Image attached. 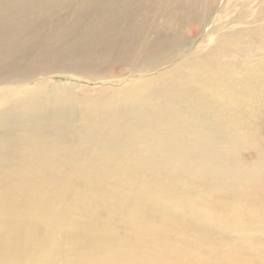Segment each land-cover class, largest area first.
Wrapping results in <instances>:
<instances>
[{
    "label": "bare ground",
    "instance_id": "6f19581e",
    "mask_svg": "<svg viewBox=\"0 0 264 264\" xmlns=\"http://www.w3.org/2000/svg\"><path fill=\"white\" fill-rule=\"evenodd\" d=\"M46 2L0 18V264H264V235L251 234L264 223V157L245 138L264 116V0H225L217 21L229 23L209 31L221 49L128 82L102 100L112 107L103 115L100 99L72 85L17 86L55 70L104 73L114 59L150 62L184 45L181 12L201 30L212 9L175 0L159 21L151 10L163 0H148L128 21L107 6L95 25L85 4L75 23L44 26V40L41 24L23 20ZM238 225L254 228L226 238Z\"/></svg>",
    "mask_w": 264,
    "mask_h": 264
},
{
    "label": "rangeland",
    "instance_id": "374dc122",
    "mask_svg": "<svg viewBox=\"0 0 264 264\" xmlns=\"http://www.w3.org/2000/svg\"><path fill=\"white\" fill-rule=\"evenodd\" d=\"M25 1L26 0L24 1L23 0H0V18L6 17V16L8 17L11 14H15L14 12H18L16 9L20 5L19 3H22ZM47 1H48L46 2L47 6L43 5L42 10L45 9L43 13H39V12H38L39 14L34 13L33 17L30 18L29 22L27 21L28 19H26V20H23V23L24 24L29 23V25L34 24V23L36 25L41 24L40 27L42 28L44 26L51 27L55 24H60L61 22H63L62 24L75 23L76 22L75 15L77 14L79 8L85 6V4L89 7L84 12V15L88 19V21H92L94 18L100 17L99 16L100 14L103 15L104 11H107L105 10L107 6H116V7H119V9L123 8V10L119 11L121 12V15L118 14L119 12L118 13L116 12L117 14H112L111 11H109L111 13V17H110L111 19L119 18L123 16L124 18H126L123 20L128 21V20H131L129 19V17H135V16L138 17L141 14H143L144 13L143 11L146 10V7H147L145 4H148V0H47ZM224 1L225 0H203L207 8H209L210 10L212 9V13L210 15L211 22L206 23V25H204L203 29L201 28V30L200 28L198 29L197 25L195 24L197 22V21L195 22V20L199 19L200 18L199 16H194L192 13L189 16H186L185 12H181L184 16V21L182 22L183 29L181 30L180 36L182 38L181 43H184V45L182 47L178 45V48H176L177 47L176 44L178 43L174 44L175 45L174 48L173 46H169L168 49L172 48L169 52H166L160 55V57H157L151 60L150 62L144 59L142 61L135 62V64L133 63L129 64L123 59H114L110 63H107L108 65L106 66V68L108 69V71L104 73H84V72L55 70L45 76H39L35 78L34 80H31V82L24 83L22 86L19 85L17 87H19L20 89L26 88L30 84L36 81H43L48 85H59V84L72 85L75 92L81 93L87 99H100L101 100V104L99 106H96L95 111L98 112L97 115L108 114L112 107L105 104L106 102H103L102 100H104V98H106V95L108 94L119 92L120 89L126 86L128 82H131L141 77L149 76L150 74L156 76L157 73H163L166 75L170 74L169 76H172V72H173L172 70L175 67L181 66L184 63L181 61L184 60L187 56H189V54L193 53V55L191 56H194L197 54L198 56H201L211 50L212 52H215L216 48L221 49V47L225 45L224 39H222L220 36L221 34L218 35L216 31L214 33L209 34V31L213 27H215V25H219L220 23H221L220 24L221 26L229 23L227 22V20L217 21V18L220 15H222V4ZM174 2L175 0H163L162 4H155V6L152 5L151 15L153 14L152 12H155V13L157 12V14L154 13L156 19L159 21L163 20V18L161 17V13H164L162 8L166 7L169 4L170 5L173 4ZM225 15L229 17V11H228V14H225ZM2 19H5V18H2ZM93 22H95L94 23L95 25H101V20L99 18L98 20H95ZM43 31L44 32L42 34V38H44V40H49L46 37L49 34L47 31V28H43ZM34 41H37L36 43L37 45L40 42L39 39L34 40ZM212 56L214 57L215 55H212ZM220 58L221 57H219L218 59ZM123 61L125 62V64ZM44 62H46V59L44 60ZM142 65L145 67L144 69L148 71L138 72L137 70H133V69H136L135 67L142 66ZM57 67L61 68L62 64H59ZM130 68H133V69H130ZM186 70L187 71L189 70L190 72L193 69L187 66ZM5 73L6 75L8 74V72L6 71ZM159 82H160V85L158 86L160 87H162L161 85L163 86L169 85L168 78L167 80L161 79V81ZM257 103L261 107L260 111H263L264 113V105L262 106L259 101ZM253 129L259 132H257V134L253 136H251L250 134H245V138L248 139L250 142H253L254 148L256 150L258 149L259 151H261V153L263 154L262 156L264 157V116L260 117L259 122L253 124ZM244 159H249L248 160L249 164L246 165L245 169L246 170L252 169V166L250 165L251 158L244 155ZM262 164L263 163H260V165ZM236 169H239V168H235V170ZM237 171H241V170H237ZM262 177H264V175H262ZM247 205H248L247 206L248 209L251 212H255V210L257 209L260 210L259 207L255 209V206L250 203H247ZM252 208L253 210H251ZM261 212H264V208L261 209ZM241 219L242 217H234V222H237ZM259 221H261V219H259ZM253 223H256V220H254L251 224ZM259 225H262L259 231L256 232L255 230L254 232L251 233V231H253L252 229L255 227L253 224L254 227H252V229L251 227H249L251 229L249 230V232L254 236L256 234L258 236L264 235V223L260 222ZM239 227L240 228H238L237 230H234L233 235L228 234L225 237L226 238L228 237V239L230 237L235 242L240 241L241 236H242L241 231L242 230L246 231V229H249V228L248 226L245 227L244 225L243 226L240 225ZM241 227H244V229L242 228L241 230ZM176 235L177 234H174L172 238H174ZM177 238H178V235L177 237H175V239ZM239 252L245 253L247 251L240 249ZM260 253H262V255L264 256V249ZM215 262L216 261L213 260V264Z\"/></svg>",
    "mask_w": 264,
    "mask_h": 264
}]
</instances>
